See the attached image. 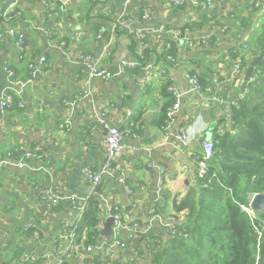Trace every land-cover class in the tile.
<instances>
[{
	"label": "crops",
	"instance_id": "crops-1",
	"mask_svg": "<svg viewBox=\"0 0 264 264\" xmlns=\"http://www.w3.org/2000/svg\"><path fill=\"white\" fill-rule=\"evenodd\" d=\"M45 1L48 8L41 0H0V96L12 92L24 104L0 112V156L11 152L18 158L35 146L44 151L27 167L0 164V264H88L84 238L76 237L73 245L59 238L79 211L68 200L46 204L41 190L47 186L75 196L83 209L95 201L100 228L106 217L120 215L112 231L127 247L106 251L108 239L98 235L90 253L96 264H148L143 231L151 226L166 235L161 222L176 214V201L194 184L202 140L227 128L219 121H227V106L241 97L246 72L232 80L231 53L248 62L257 56L248 42L259 33L264 14L249 9L254 0H190L175 8L170 0H54L57 8ZM124 11L132 19L127 27L118 22ZM204 18L212 21L197 27ZM161 24L185 26L183 38L153 31ZM10 29L25 36L22 57L5 35ZM136 31L144 33V43L137 42ZM204 34L211 35L208 45L188 46ZM89 53L114 72L122 60H141L145 66L108 80H88L80 56ZM41 57L43 68L32 76L28 65ZM150 61L155 69L146 68ZM193 74L202 84L199 91L187 79ZM169 77L181 94L174 121L187 130V147L167 137L161 129L165 123L158 125L160 109L173 100L163 90ZM84 89L90 94L85 96ZM93 107L105 109L109 123L124 132L123 150L113 163L124 182L108 174L91 193L81 169L98 170L106 156V132L94 122ZM27 225L37 236L24 230Z\"/></svg>",
	"mask_w": 264,
	"mask_h": 264
},
{
	"label": "trees",
	"instance_id": "trees-1",
	"mask_svg": "<svg viewBox=\"0 0 264 264\" xmlns=\"http://www.w3.org/2000/svg\"><path fill=\"white\" fill-rule=\"evenodd\" d=\"M50 2L58 7L57 1ZM209 21L212 19L204 18L197 27ZM259 29L248 42L256 55L264 51V22ZM231 54L233 60L240 56ZM249 63L242 61V70ZM172 101L171 97L160 109L163 120L158 125L166 122V109ZM219 122L228 126L221 133L214 131L210 138L215 145L207 172L203 177L196 175L194 184L175 204V218L179 214L183 218L176 221L174 233L150 235L148 264H264V213L256 212L253 222L240 207L255 193H264V57L236 105L230 106L227 121ZM97 206L95 201L86 205L78 223L77 237L84 238L87 245H94L99 235ZM256 230L261 232L259 236Z\"/></svg>",
	"mask_w": 264,
	"mask_h": 264
},
{
	"label": "built area",
	"instance_id": "built-area-1",
	"mask_svg": "<svg viewBox=\"0 0 264 264\" xmlns=\"http://www.w3.org/2000/svg\"><path fill=\"white\" fill-rule=\"evenodd\" d=\"M190 0H170L168 5H181L188 3ZM212 0H207V4H210ZM41 5L44 8H48L49 3L45 0H41ZM249 9H253L254 11L259 12V14L264 13V1L263 0H254L251 3H249ZM147 18V13L144 12L142 14V19ZM119 24L123 25L124 27L129 26L132 23L131 18L125 17V11L124 15L120 16L118 19ZM43 29V28H42ZM226 25H223L221 27L222 31H225ZM156 31L157 34L160 35H167L171 39L177 40L183 38V32L180 29L179 26H167V25H159L157 28L153 29V31ZM49 34V32H48ZM6 36H8L11 41L13 42L15 48L18 51V56L22 57V50H23V43H24V34L20 31H15L14 29H10L8 33H5ZM4 36L3 33L0 32V37ZM144 36V33L142 31H136V38L138 39V43H144L141 37ZM211 35L204 34L201 35L191 41L188 42V46L193 47L196 45H203L206 46L209 43ZM168 60L171 62L174 61L172 56L167 57ZM44 57L38 58V63H29V67L31 69L30 74L32 76L36 75L38 72H40L43 68V62ZM242 61L243 58L241 56H238L234 60V67H233V75L232 80H236L240 78L242 75ZM80 63L82 65V70L85 74V77L88 80L92 79H100V80H108L111 77L114 76V74L122 75L124 73H127L128 71H131L133 69H136L138 67L145 66L141 60H122L118 66L116 72L104 69L99 66L98 59L96 56L89 54H84L80 56ZM157 67L155 61H150L146 68L152 70ZM4 70L7 72L8 76H13V71L10 70L7 66H4ZM188 81L192 84V88L194 90H201V85L199 82V79L197 75H188L187 76ZM168 85L167 89L173 96L172 103L167 107L166 109V122L162 126V130L165 132L168 138H172L175 140L180 147H187L190 143V136L187 132V130L182 125L175 124V115L179 111L181 107V94L178 93L172 78H168ZM85 96L90 94L89 89L83 90ZM236 102H232L227 106V112L229 113L230 106L236 105ZM17 106L18 108H22L24 104L22 102L15 101V98L13 96L12 92H6L0 96V112H5L7 110L12 109V107ZM92 118L94 119V122L105 129V160L102 163L101 167L98 170H92L89 167H83L81 169L82 175L84 179H86L90 184V192L94 193L96 190L97 185H99L102 182V179L105 175L108 174H114L117 182L123 183L124 182V175L122 172H118L117 170H113V163L118 158L120 153L123 150L124 144H123V136L124 132L118 129L117 126L110 124L107 118V112L105 109L102 108H96L93 107L91 110ZM214 145L215 142L212 139H203L201 142V153L200 155L195 157V163H196V175L198 177H203L207 172L208 167V161L213 157L214 154ZM44 154L43 149L40 146H35L27 151H25L21 156L18 158H13V154L11 152H7L4 156H0V164H8V165H15L19 168L27 167L29 166V161L34 158H42ZM159 172L161 173L163 168L158 167ZM41 197L43 201L48 204L49 206H56L60 202L64 200H68L69 203H71L72 208L79 211L78 217L76 219V222L74 224H71L70 227L64 228V230L59 234V238L67 239L69 244L73 245L75 243L76 237H77V221L80 219L82 213H83V205L77 202L75 196H66L58 189L54 188L53 186H47L41 190ZM160 200L162 197L160 196ZM180 200L176 201V204L179 203ZM241 209L244 210L251 221H255L257 219L256 212L250 207L249 203L247 205L241 204ZM155 209H152L151 212L153 213ZM113 217L118 220V226H115V230L117 231L119 227V220L120 215L114 214ZM181 220L179 217L175 218V215H170L169 217L164 219L161 222L162 227L164 228L166 234L167 233H174V226L176 221ZM261 225L264 227V220L262 221ZM259 226V225H258ZM134 227H137V225H134ZM24 230H27L31 233L33 236H37V232L32 228V225H27L23 227ZM258 233V236L260 235V231L256 230ZM144 239L148 243L150 241V235L152 234H158V231H155L151 226H147L144 231ZM132 235L130 234V237ZM71 245L68 247V249L71 247ZM112 247H119V248H125L127 247V242L125 240L120 239L117 235L113 234L112 239L110 241H107L106 246L104 247V250L109 251ZM95 249V246L92 244L86 245L85 247V254L86 257L88 256V264H96L95 259L90 257V253ZM136 254V253H135ZM61 260L58 264H61Z\"/></svg>",
	"mask_w": 264,
	"mask_h": 264
},
{
	"label": "water",
	"instance_id": "water-1",
	"mask_svg": "<svg viewBox=\"0 0 264 264\" xmlns=\"http://www.w3.org/2000/svg\"><path fill=\"white\" fill-rule=\"evenodd\" d=\"M264 57V51H261L259 55L254 57L248 66V69L246 70L244 74V79L241 85V92L243 93L245 91V86L248 81L251 79V75L253 72V69L262 63V59ZM250 207L255 212H261L264 213V193H255L249 200ZM112 226H118V220L113 218L112 216L106 217V219L103 221L101 228L99 229V237L98 239H102L103 237H106L108 241L112 239L113 231Z\"/></svg>",
	"mask_w": 264,
	"mask_h": 264
},
{
	"label": "rangeland",
	"instance_id": "rangeland-1",
	"mask_svg": "<svg viewBox=\"0 0 264 264\" xmlns=\"http://www.w3.org/2000/svg\"><path fill=\"white\" fill-rule=\"evenodd\" d=\"M256 13H259V12H257V11H255ZM264 14V13H263ZM153 235V234H152Z\"/></svg>",
	"mask_w": 264,
	"mask_h": 264
}]
</instances>
